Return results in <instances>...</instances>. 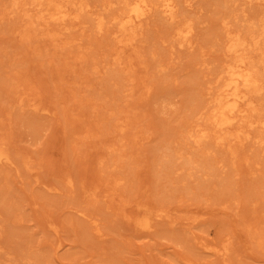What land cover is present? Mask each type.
Listing matches in <instances>:
<instances>
[{
	"label": "rangeland",
	"instance_id": "374dc122",
	"mask_svg": "<svg viewBox=\"0 0 264 264\" xmlns=\"http://www.w3.org/2000/svg\"><path fill=\"white\" fill-rule=\"evenodd\" d=\"M8 1L0 0V147L11 158L0 165V264H223L194 242L227 236L234 245L228 263L264 264V152L252 139L258 130L236 145L205 139L204 154L182 137L225 59L221 20L244 29L263 6L182 3L179 21L194 23L191 49L179 48L168 35L172 26L154 16L117 65L113 27L98 33L85 17L84 31L69 35L77 43L60 47L40 28L24 39L28 18ZM89 2L100 7L102 0ZM19 95L46 112L20 108ZM258 104L264 110V94ZM172 148H185L173 164ZM145 202L169 211L174 223L164 218L150 233L138 230L132 217Z\"/></svg>",
	"mask_w": 264,
	"mask_h": 264
},
{
	"label": "bare ground",
	"instance_id": "6f19581e",
	"mask_svg": "<svg viewBox=\"0 0 264 264\" xmlns=\"http://www.w3.org/2000/svg\"><path fill=\"white\" fill-rule=\"evenodd\" d=\"M89 1L9 0L8 6L11 10L22 11V14L28 18L23 29L24 39L30 37L28 33L40 28L41 36L49 38L52 43L59 44L60 47L77 43L79 39L69 35L75 31L80 33L84 31L85 17L94 22L98 33L104 32L109 26L113 27L108 34L110 40L114 42L110 57H113L117 65L123 64L122 55L125 52L138 47L146 26L154 16L172 26L168 35L179 48L188 50L194 45V23L187 19L190 17L179 21L178 10L183 4L191 8L196 0H102L100 7L98 4L91 5ZM254 1L263 6L262 11L247 20L244 29H230L226 26L227 22L224 18L221 20L223 28L219 42L225 59L215 75V87L207 89V98L201 107H197L198 110L192 115V125L190 124L182 134L183 140L188 141V144L196 145L201 154L209 150V147L202 145L205 139H210L217 146L227 141H233L235 145L241 144L243 140L250 138V131L254 129L258 130V134L253 136V142L260 147L261 152H264V112H262L264 110L258 104L264 94V0ZM16 102L20 108L29 106L35 112H46L45 108L31 103L30 99L24 101L20 95ZM203 109L205 113H202ZM199 120H203V125ZM230 146H228L229 154L233 157L235 150ZM172 149H169L172 151L171 155L164 152V156L170 155L172 161L169 159L167 162L171 161L173 164L183 155L185 148ZM109 150L113 151L114 148L111 147ZM10 162L8 152L0 147V165ZM187 163L192 164L194 161L187 158ZM165 164L163 166H168ZM25 165L31 172L33 166L29 160L25 161ZM30 174L35 177V173ZM65 179V184L70 188L71 180L68 177ZM119 181L120 179L115 178L114 184ZM96 195L95 190L89 194L93 200ZM146 202L137 204L132 222L138 230L150 233L159 220L169 219L170 212ZM169 221L170 224L174 223V219ZM87 222L95 236L100 238L102 234L96 219L90 217ZM176 243L179 244L178 241ZM194 244H197L202 251L221 257L223 264H230L226 259L234 246L230 237H224L220 242L210 244L196 240ZM187 261L185 260L188 264Z\"/></svg>",
	"mask_w": 264,
	"mask_h": 264
}]
</instances>
